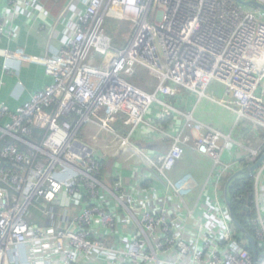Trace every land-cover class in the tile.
Returning <instances> with one entry per match:
<instances>
[{
	"label": "built area",
	"instance_id": "obj_1",
	"mask_svg": "<svg viewBox=\"0 0 264 264\" xmlns=\"http://www.w3.org/2000/svg\"><path fill=\"white\" fill-rule=\"evenodd\" d=\"M83 2L77 22L62 28L70 31L63 49L43 61L46 88L16 111L0 109V264H264V163L252 178L256 260L231 229L223 182L245 171L244 161L225 158L228 150L235 146L256 163L264 148L232 135L242 123L264 131V12L235 0ZM19 3L30 13L40 8L32 0L0 3L6 59L21 57L3 48L17 29L7 27V14L11 9L13 22ZM108 20L131 25L124 49H114ZM112 51L117 56L103 66L92 55ZM140 68L158 80L152 93L125 79ZM213 83L225 87L229 102L207 94ZM189 95L194 104L186 111ZM203 101L232 112L229 134L199 119ZM119 121L130 128L127 137L114 129ZM37 129L44 132L38 142ZM153 135L169 142L154 159L135 142ZM188 146L213 163L204 186L212 200L203 205L202 196L195 210L168 176ZM117 155L133 166L131 177L104 173ZM32 207L39 219L33 224Z\"/></svg>",
	"mask_w": 264,
	"mask_h": 264
},
{
	"label": "crops",
	"instance_id": "obj_2",
	"mask_svg": "<svg viewBox=\"0 0 264 264\" xmlns=\"http://www.w3.org/2000/svg\"><path fill=\"white\" fill-rule=\"evenodd\" d=\"M6 1L0 0V3L4 4ZM32 2L40 7L38 12H27L25 6L19 3L16 9H14L13 22L10 21L12 17L11 9H9L10 12L7 14L9 19L7 20V27L16 26L17 29L15 34H12L13 36L8 33V39L4 41L3 48L9 49L12 52L19 51V56L21 57L6 59L3 55L0 56V109L2 106H5L10 111H16L24 103L28 102L34 94L46 88L49 81L45 74L43 61L54 60L57 57L60 50L67 43L70 35L69 30L63 32L64 30L62 28L68 25L70 27L72 26L71 24L76 23L78 15L81 13L82 8H84L83 0H32ZM193 104L194 98L189 95L187 104L183 109L190 111ZM197 114L199 119L218 127V130L225 134H229L232 131L231 127L234 125V117H231L232 112L229 109L227 110L221 106H216L209 101H203L198 108ZM6 120L7 118L4 119V123ZM182 123V120L178 118L176 122L177 126L180 127ZM232 135H235L237 140L250 148H258L264 142V131L250 123H242L233 131ZM38 140L36 139V142ZM97 140L95 139L94 141ZM136 140L139 143L144 142L142 146L145 151L154 155L166 152L169 147L167 140L155 135L151 139L144 136ZM99 142L101 146L104 145L103 140ZM94 143L96 144L95 146H98L97 149L102 151V148L98 145L99 143ZM116 149L119 150L120 148ZM246 155L243 150L233 146L231 152L230 150L226 152L225 158L244 161L243 169L246 171L250 166L255 164L248 163L245 158ZM129 156L127 154L126 158ZM116 157V159H112L113 162L107 164L104 173L112 176L114 171H119L126 178L131 177L133 174V166L126 162L125 157L121 158L120 155ZM206 161L211 163L208 171L200 167L201 163ZM212 169L213 163L209 158L199 155L193 148L188 146L178 151L168 170L169 178L172 175L182 180L180 189L174 185L183 197L186 194L195 196V190L199 193V197L196 202L194 200L192 207L184 197L189 207L194 210L195 205L202 196L204 199L201 204L203 205L207 201L212 200V192L209 190L205 193L204 191V186ZM239 177L243 181L246 180L242 176ZM260 198H262V202L264 203V182L260 189ZM197 211H200V209L197 208ZM211 219L213 220V218ZM213 221H216V218ZM40 223L42 224V222Z\"/></svg>",
	"mask_w": 264,
	"mask_h": 264
},
{
	"label": "rangeland",
	"instance_id": "obj_3",
	"mask_svg": "<svg viewBox=\"0 0 264 264\" xmlns=\"http://www.w3.org/2000/svg\"><path fill=\"white\" fill-rule=\"evenodd\" d=\"M243 8L245 10H256V8L253 7H246L243 6ZM157 11L154 12V14H156ZM151 22H153V18L150 19ZM110 21H107L106 24V30L107 33L112 36L113 38V47L115 50H122L126 47V44L128 43L126 41V38L130 35V31H131V25H129L130 29L128 30L126 28V26L120 27L119 23L117 22H111V24L109 25ZM124 24V23H122ZM126 24V23H125ZM127 25V24H126ZM121 29V31H120ZM114 30V35L112 34V31ZM121 33V34H120ZM112 34V35H111ZM92 55L95 56V58L98 60V63L100 66L109 64L110 61L117 56V53L115 51L110 52L107 56H102L98 53H94L92 52ZM126 80H128L133 86L145 91L146 93H152V91L154 90V87H156L158 80L155 79L154 77H152L148 71L144 68H140L138 70V75H136L134 78H129V77H125ZM225 87L219 83H213L210 88L207 91L208 95H211L215 98H217L218 100H225L227 102H229V99L225 97ZM215 127V126H214ZM218 129V127H215ZM114 129L116 130V132L123 136V137H127L128 133L130 131V128L124 125V122L119 121L114 125ZM103 135H99V139L102 137ZM235 139L236 136H233ZM88 136H84L82 133L80 134V140L84 143L89 142L87 140ZM111 137L107 138V141H110ZM136 143H139V141H135ZM140 144H144V142H141ZM149 154V156L155 157L154 154H151L150 152H147ZM211 163L210 162H203L201 163L200 167L203 170L208 171V169L210 168ZM170 179L172 180V182L180 189L181 188V183L182 180H180V178L177 177H173L172 175H170ZM202 189V186H201ZM182 192V191H181ZM183 193V192H182ZM199 193L196 192L195 190V196H192L191 194H186L184 195L185 199L187 200L188 204L192 207L194 204V200L196 202L197 198L199 197L198 195ZM29 214L32 216L31 220L32 221H37L38 217L37 215V208L36 207H32L31 211L29 212ZM232 231H236V227L234 226V224H232L231 227Z\"/></svg>",
	"mask_w": 264,
	"mask_h": 264
},
{
	"label": "trees",
	"instance_id": "obj_4",
	"mask_svg": "<svg viewBox=\"0 0 264 264\" xmlns=\"http://www.w3.org/2000/svg\"><path fill=\"white\" fill-rule=\"evenodd\" d=\"M108 21H110L109 25L111 24V22L119 23L120 27H123L126 25V24H122L121 22L116 21V20H108ZM106 31H108V30H106ZM113 32H114V30L112 31V34L114 35ZM34 133H35L34 134L35 138L40 140L42 138V135L44 132L37 129V130H35ZM263 154H264V148H263L262 155ZM262 155H261V157H262ZM104 172H105V169H104ZM242 181L243 180L241 177H234L233 178L231 176L230 178L224 180L223 182H224V184L228 183V200L231 204L232 215L234 216V218L236 220V222H234V226L236 227V231H235L236 240L240 243V245H242V247H244L245 250H247L248 252L253 254V250H252L251 245L248 243L245 235L241 232L238 225H241L250 235L255 236V231H254L253 225L251 223L252 219L254 218V213H250L249 215H247V213L244 212V208L247 204L248 196L253 195V183L254 182H253V179H251L250 183L248 185H244L242 183ZM241 195L244 197V199L241 201L237 200ZM33 223H36V221H32V224ZM258 250L261 251L260 248H258Z\"/></svg>",
	"mask_w": 264,
	"mask_h": 264
},
{
	"label": "water",
	"instance_id": "obj_5",
	"mask_svg": "<svg viewBox=\"0 0 264 264\" xmlns=\"http://www.w3.org/2000/svg\"><path fill=\"white\" fill-rule=\"evenodd\" d=\"M235 1L241 6L253 7V8L259 9L264 12L263 4L256 3V2H246L244 0H235ZM263 163H264V154L262 155V157H260V159H258V161L255 164L250 166L246 171L238 172L237 174L234 175V177H239V176L244 177L246 180L242 181V183L244 185H248L250 183V180L254 177L255 172L262 166ZM226 197L228 200V195ZM252 200H253V196L251 195L248 196L247 204L244 208V212H246L247 215L251 213ZM233 219L236 222L234 216H233ZM238 226L241 232L245 235L248 243L251 245L252 250H253V256H254V259L256 260L258 257V243L255 237L250 235L241 225H238Z\"/></svg>",
	"mask_w": 264,
	"mask_h": 264
}]
</instances>
